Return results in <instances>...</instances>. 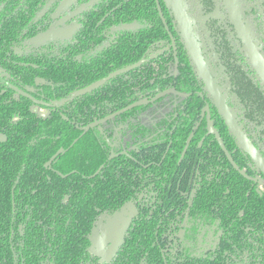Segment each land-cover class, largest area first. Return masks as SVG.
I'll return each instance as SVG.
<instances>
[{"label": "trees", "instance_id": "16d2710c", "mask_svg": "<svg viewBox=\"0 0 264 264\" xmlns=\"http://www.w3.org/2000/svg\"><path fill=\"white\" fill-rule=\"evenodd\" d=\"M47 1L0 0V264H85L97 215L129 201L136 215L125 243L139 238L141 248L114 264H264V191L239 173L242 152L206 96L165 0H99L82 15L75 46H23L52 23L53 8L35 20ZM91 12L97 30L145 28L119 34L97 62L79 60L96 37ZM146 50L144 65L71 97ZM5 82L47 103L45 113ZM212 131L231 164L201 159L214 150ZM191 195L180 236L187 204L178 202Z\"/></svg>", "mask_w": 264, "mask_h": 264}, {"label": "flooded vegetation", "instance_id": "af4514ba", "mask_svg": "<svg viewBox=\"0 0 264 264\" xmlns=\"http://www.w3.org/2000/svg\"><path fill=\"white\" fill-rule=\"evenodd\" d=\"M63 0H48L47 3L40 9V11L36 14L35 20L42 18L50 9L53 8L51 12V20L52 23L43 31H40L36 35L26 39L22 44L25 47H34V48H41L45 46H31L27 44V41L32 39L33 37L51 29L56 26L58 21L63 19L64 17L68 16L75 12L80 7L85 6L77 15L73 16L70 20L64 22L63 24L59 25L58 28H69L70 29V37L62 42H52L61 46L72 45L75 46L77 44V36L83 28L82 22L80 21L83 18V14L87 12L93 5L97 4L99 0H79L75 2L71 7L66 10H62L61 13L56 17H52L55 9ZM163 1V0H161ZM237 12H238V24L239 29L236 25L232 22L230 14L227 10L224 0H180L181 5L183 7L186 19L188 21L191 34L195 41V44L198 48L200 56L205 64V67L217 89V92L220 94L222 100L224 101L225 105L230 112L232 119L234 120L235 124L251 144L253 149L256 151L259 158L264 161V101L261 103L262 97H264V82L260 78L259 74L254 70L253 66L250 63V59L248 56V48L246 45V39H248L253 46L255 52L260 57L263 65H264V0H234ZM166 5L171 9L172 16L176 23V27L180 33L181 40L184 44V48L186 50L187 56L190 60V63L193 69L196 72V75L202 85L203 90L206 93V96L210 99V103L214 106L217 114L221 118L222 122L226 126L228 132L230 133L231 137L233 138L234 142L237 144L239 149L242 152L241 159L243 160L242 167L243 169L239 171V173L245 177L246 179L250 180L251 182L255 183L257 188L256 192L261 195L264 191V173L262 170L256 165V163L252 160L251 156L245 152L240 146L234 135L229 130L228 126L226 125L223 117L220 114L219 109L215 106L214 101L206 89V86L199 76L197 68L192 60V57L188 51L187 45L185 40L181 34L180 28L178 26L172 5L170 0H165ZM156 4L158 5V0H156ZM159 9V8H158ZM1 10V7H0ZM91 12L90 21L93 23L92 33H95V39L91 40L88 44V48L85 53L81 54L79 60H84L86 62H97L95 60L97 57L102 55L105 56V52L110 50V48L119 44L120 35L122 32H138L145 28V26L140 22H130L124 23L121 25H115L109 27L108 30L99 29L97 30V25H94L93 20L95 16L92 15ZM170 17V16H169ZM72 33V34H71ZM168 33V32H167ZM169 37L172 35L168 33ZM170 47L172 54H175V46L173 44L172 38L170 39ZM49 45V44H48ZM149 57V51L146 50L144 55L135 63L127 66H123L119 69H116L109 73L104 78L95 81L93 83L99 82L107 78L110 74L121 71L127 67L137 65V67L122 72L117 76L107 80L103 85L99 86L98 88L92 90L91 92L103 87L106 83H109L113 79L123 76L125 74L130 73L131 71L139 68L140 66L144 65ZM243 60L247 61L246 64L243 60H240L241 57ZM176 59V57H174ZM174 59V66H172L170 75L177 74V66L176 60ZM227 61L231 63L229 69L227 68ZM238 68L242 71L243 74H238L242 76L243 79H235V75H233L234 69ZM230 70V71H229ZM249 70V71H248ZM232 72V73H231ZM3 75H0V80L3 82ZM256 77V78H255ZM256 79V80H255ZM257 79L259 80L257 82ZM246 80L252 85L249 88L242 87V81ZM91 83V84H93ZM89 84L88 86H90ZM5 85L17 98L26 99L33 103L35 106V110L39 113H45V108L49 105L43 101L36 100L32 97L27 91L18 88L15 85H12L8 82H5ZM86 86V87H88ZM84 87V88H86ZM78 89L77 91L73 92L71 97H81L91 92H88L84 95L75 96V93L84 89ZM168 92H173V89L168 90ZM164 94V93H163ZM183 96L182 94H179ZM255 95L261 98L260 100L257 99L256 103H253L252 100L255 99ZM26 96H30L34 101L29 99ZM200 98L205 102L206 105V113L208 112L209 104L206 102L204 96L199 94ZM70 99V98H69ZM68 99H62L58 104H63L67 102ZM141 102V101H140ZM212 137L210 144L214 142L213 147L214 150L209 151V148L203 150L202 160L205 161L207 164H213L212 155L217 157V160L220 159L222 163L224 162L226 165L231 164L230 158L228 154L223 149L219 138L217 135L212 131ZM211 157V158H210ZM210 158V159H209ZM206 159H209L208 161ZM219 163L217 162V166ZM193 195V193H192ZM192 195L187 200L180 199L178 205L182 203L187 204L184 212L183 221L180 224L179 228V235L181 236L184 233V226L186 220L189 215L190 208L192 206ZM183 198V197H181ZM130 202V201H129ZM132 202V201H131ZM133 203V202H132ZM134 205V203H133ZM122 207V206H121ZM120 207V208H121ZM135 207V205H134ZM118 210V209H117ZM136 210V207H135ZM116 210L112 211H105L101 212L97 215L92 228L101 214L104 213H111ZM136 215V212H135ZM134 218V217H133ZM132 218V219H133ZM132 221V220H131ZM131 223V222H130ZM92 228L88 234L89 235L92 231ZM127 231L124 236V241L120 245L119 249L114 253V255L109 260H102L97 256H93L89 252L90 247V240L87 250L88 261L85 264H114L116 260L120 259L121 253L124 251L125 258L128 259V255L130 253H135L138 248H141L140 239H134L131 237V241L125 243ZM133 239V240H132ZM124 245V246H123ZM124 256V255H123ZM124 258V257H122ZM121 260V259H120ZM137 264L139 262L137 261Z\"/></svg>", "mask_w": 264, "mask_h": 264}, {"label": "water", "instance_id": "95a60500", "mask_svg": "<svg viewBox=\"0 0 264 264\" xmlns=\"http://www.w3.org/2000/svg\"><path fill=\"white\" fill-rule=\"evenodd\" d=\"M77 1H79V0H63L58 5V7L55 9L52 17L56 18L61 13L62 10L68 9ZM170 2L172 5L178 26L180 28L181 34H182V36L185 40V43L187 45L188 51L192 57V60L195 64L196 68H197L199 76L203 80V82L206 86V89L208 90V92L210 93V95L214 101L215 106L219 109L220 114L223 117V120L225 121L229 130L231 131V133L234 135V137L238 141L239 146L251 156L252 160L256 163V165L264 173V161L261 158H259L256 151L253 149L251 144L248 142V140L245 138V136L239 130V128L235 124L234 120L232 119V116H231L230 112L228 111L227 106L225 105L224 101L222 100L220 94L217 92V89H216V87H215L206 67H205V64H204V62L200 56V53L198 51V48L195 44V41H194L193 36L191 34L190 27H189L188 21L186 19V16H185V13H184V10H183V7L181 5L180 0H170ZM224 2H225V5L227 7V10L230 14V17L232 19V22L239 29L238 12H237V7L235 4V1L234 0H224ZM84 7L85 6L80 7L75 12L68 14V16H66L63 19H61L60 21H58V23L56 24V26L54 28H51V29L33 37L32 39L27 41V44H29L31 46H45V45H48L52 42H59V41L62 42L63 40L68 39L71 36L70 35V29L68 27L60 29V28H58V26L63 24L64 22L70 20L73 16L77 15ZM246 45L248 48V56L250 59L249 61H250L251 65L253 66L254 70L259 74L260 78L264 82V65H263L260 57L255 52L253 46L251 45V43L248 39H246ZM139 64L140 63H138L137 65L127 67L121 71L112 73L107 78H105L104 80L93 83L90 86L76 92L75 96H80V95H84L88 92H91L92 90L103 85L107 80L117 76L118 74H120L122 72L131 70V69L137 67ZM26 97H28L29 99L34 101L30 96H26Z\"/></svg>", "mask_w": 264, "mask_h": 264}, {"label": "rangeland", "instance_id": "374dc122", "mask_svg": "<svg viewBox=\"0 0 264 264\" xmlns=\"http://www.w3.org/2000/svg\"><path fill=\"white\" fill-rule=\"evenodd\" d=\"M135 212L130 201L114 212L101 214L89 235V252L102 260H109L123 243Z\"/></svg>", "mask_w": 264, "mask_h": 264}]
</instances>
